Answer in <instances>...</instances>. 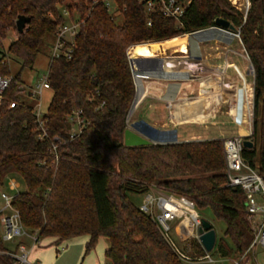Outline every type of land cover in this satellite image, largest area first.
Segmentation results:
<instances>
[{
    "label": "trees",
    "instance_id": "obj_1",
    "mask_svg": "<svg viewBox=\"0 0 264 264\" xmlns=\"http://www.w3.org/2000/svg\"><path fill=\"white\" fill-rule=\"evenodd\" d=\"M185 1L179 23L147 14L136 0H118L116 14L92 0H0V75L11 78L0 97V185L11 176L24 184L10 204L35 241L60 243L86 234L87 252L104 236L110 264H183L152 216L127 195L152 187L185 195L196 209L209 208L223 220L229 242L218 238L221 256L238 257L249 247L258 219L245 212L241 188L227 184L219 138L122 143L135 89L127 48L203 29L223 17L238 28L253 67L252 132L244 137L253 145L241 153L264 180V0H248L245 12L231 0ZM62 6L76 12L80 25L70 56H49L51 97L39 138L34 108L21 99L20 72L12 73L9 61L31 67L45 42L52 47ZM20 14L29 17L21 33L15 28ZM12 100L15 106L8 107ZM72 115L81 121L74 133ZM190 239L192 256L204 255ZM17 248H7L0 231V264H27L12 255Z\"/></svg>",
    "mask_w": 264,
    "mask_h": 264
},
{
    "label": "crops",
    "instance_id": "obj_2",
    "mask_svg": "<svg viewBox=\"0 0 264 264\" xmlns=\"http://www.w3.org/2000/svg\"><path fill=\"white\" fill-rule=\"evenodd\" d=\"M231 1L243 12L249 5L248 0ZM181 35L145 41L158 45L149 55H133L138 43L130 45L129 54L137 60V73L131 71L135 89L130 123L138 121L156 139L170 137L172 141L250 135L253 73L240 38L210 27L194 38ZM156 139L152 140L167 142ZM7 184L10 189L19 187L14 176ZM33 237L29 232L15 237V246L23 245L27 252V264H110L104 255L107 237L100 236L87 252L86 234L60 243L50 237L39 241ZM249 261L246 256L243 262Z\"/></svg>",
    "mask_w": 264,
    "mask_h": 264
},
{
    "label": "built area",
    "instance_id": "obj_3",
    "mask_svg": "<svg viewBox=\"0 0 264 264\" xmlns=\"http://www.w3.org/2000/svg\"><path fill=\"white\" fill-rule=\"evenodd\" d=\"M118 0H92V3H102L104 8L111 14H116L118 11ZM140 3L147 14L159 12L164 16L172 17L180 23V16L182 15L186 1L185 0H136ZM60 13L63 21L56 27L54 33V41L51 47V57L64 55L70 56V44H72L73 37L75 36L80 25V18L76 12L70 11L66 6H62ZM147 24H150V18L147 19ZM214 27V25L209 26ZM208 28V27H206ZM204 29V28H203ZM221 29V28H219ZM201 30V29H199ZM199 30L187 32L184 34L195 33ZM233 36L239 37L238 31L232 33ZM130 47V46H129ZM129 47L127 48V55L129 59L132 57L129 54ZM245 52V50H244ZM246 57L248 58L246 52ZM10 76L0 75V97L9 86ZM23 88V87H22ZM44 88H49L47 81V72L42 74V80L36 82L30 91V95L38 98L36 105L33 109L36 121V129L39 130L38 137L42 138L45 134L40 111V96ZM24 89V88H23ZM16 101L9 102L8 107L15 106ZM78 111H75V114ZM128 111L126 118V126H130ZM69 120L72 122L74 129L72 133L77 130V125L81 123L80 119L75 116H70ZM221 141L222 154L224 159V172L227 178V184L241 188L244 193V210L248 215L254 216L258 219V224L254 230L253 238L249 247L234 260L233 264H246L244 261L248 252L253 249L256 244L264 247V180L261 174L242 156L243 137L237 134L223 135L219 137ZM55 148V146H53ZM12 184H16L12 181ZM16 186V185H15ZM11 187H14L12 185ZM1 196L5 200V206L11 209L8 215L0 216L1 225V238L2 240H12L21 235H27V230L22 226L18 211L11 206V196L2 193ZM143 211L149 213L156 222L159 231L169 243L175 253L182 260H212L207 251L204 250L197 234V227L200 225V214L196 211L192 199L185 195H176L173 193H166L158 191L155 188H150L145 195L144 203L139 206ZM157 210V211H156ZM178 219L175 226L177 236L182 240L194 238L200 247L205 251L204 255L192 256L186 254L180 249L169 235L168 221ZM185 220L183 224L182 221ZM34 238V237H33ZM216 243V241H215ZM215 246V244H214ZM213 246V247H214ZM19 253L12 252L19 262L27 263V252L23 245H18Z\"/></svg>",
    "mask_w": 264,
    "mask_h": 264
},
{
    "label": "rangeland",
    "instance_id": "obj_4",
    "mask_svg": "<svg viewBox=\"0 0 264 264\" xmlns=\"http://www.w3.org/2000/svg\"><path fill=\"white\" fill-rule=\"evenodd\" d=\"M239 7V6H238ZM240 8H243V6H240ZM61 10V9H60ZM9 38L14 37V32H9ZM183 36V35H181ZM7 40L5 43H7ZM51 53V40L45 42L43 46L41 47L40 51L37 53L35 61L31 67H24L20 69V64L18 61L10 59V71L12 73L20 72V77L22 81L23 86V92L21 93V99L28 105H31L33 108L36 105V102L38 101V98L31 96L29 93L32 90V87L36 82H39L42 80V74L47 69V62L49 59ZM245 53V52H244ZM51 97V90L50 88H44L42 90L41 96H40V111L43 113L46 110V107L48 105V102ZM139 111V108L137 109ZM140 130L147 136H150L152 139H156L155 134L151 133L148 129H145V127L139 125ZM74 129V127L72 128ZM161 141H172L170 137H167L166 139H156ZM15 179L19 182V187L15 189L8 188L7 179L6 181L0 185V215H8L11 213V209L9 207L5 206V200L1 196L2 193H6L7 195H12L15 191L24 189V184L18 178L17 176H14ZM128 197L136 204L141 205L144 203V198L146 193H133L128 192ZM196 209V208H195ZM157 211V210H156ZM196 211L200 214L201 217L207 219L211 222L215 233H216V242L219 237H222L223 239L228 240V238L224 235V229H225V222L221 219H216L213 216L212 211L209 208L204 209H196ZM177 218L173 219L171 221H168L169 224V235L172 238V240L176 243V245L186 251V254H191V239L182 241L175 232V226L177 222ZM1 231V227H0ZM17 238V237H16ZM12 240H3L4 244L7 248L10 250H13L15 248V239ZM216 246V243H215ZM213 247L210 251H208V254L211 257V261L207 259L197 260V261H190V260H183V264H233L234 260H236L238 257L235 255L231 256H221L219 252L216 250V247ZM20 251L17 249L16 253H19ZM195 256V255H194ZM247 257H249V264H264V247L262 245L256 244L251 251L248 252Z\"/></svg>",
    "mask_w": 264,
    "mask_h": 264
},
{
    "label": "water",
    "instance_id": "obj_5",
    "mask_svg": "<svg viewBox=\"0 0 264 264\" xmlns=\"http://www.w3.org/2000/svg\"><path fill=\"white\" fill-rule=\"evenodd\" d=\"M29 20L28 16L23 14L18 15L15 19V28L18 32H22L25 26V23ZM211 28H221L224 31L232 34L238 31V28L235 27L229 20L223 17H216L214 19V27ZM206 28L201 29L195 33H191L189 37L194 38L198 36L201 32H203ZM137 60L129 59L130 70L135 74L137 71L134 70V64ZM135 62V63H134ZM251 73H253V67L250 64ZM134 99H132L131 105L133 104ZM130 105V108H131ZM139 122H133L130 126H126L122 133V143L125 146H137V145H148L154 143L148 136H146L139 128ZM244 147H251L253 145L252 138H244L243 141ZM197 234L198 238L204 248L205 251H210L216 241V233L210 221L201 217L200 218V225L197 227Z\"/></svg>",
    "mask_w": 264,
    "mask_h": 264
},
{
    "label": "bare ground",
    "instance_id": "obj_6",
    "mask_svg": "<svg viewBox=\"0 0 264 264\" xmlns=\"http://www.w3.org/2000/svg\"><path fill=\"white\" fill-rule=\"evenodd\" d=\"M158 45L156 44H147L146 42H141V43H138L136 45L133 46L132 50L133 51V55H137V54H145V55H149V54H152L153 51H155L157 49ZM180 48L183 50L184 49V45H180ZM182 223L184 224L185 223V220L182 221Z\"/></svg>",
    "mask_w": 264,
    "mask_h": 264
}]
</instances>
